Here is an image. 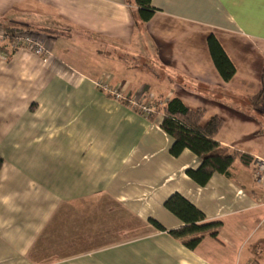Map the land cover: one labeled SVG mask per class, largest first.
<instances>
[{"label": "crops", "instance_id": "0c3cea01", "mask_svg": "<svg viewBox=\"0 0 264 264\" xmlns=\"http://www.w3.org/2000/svg\"><path fill=\"white\" fill-rule=\"evenodd\" d=\"M152 5L142 22L134 0H0V22L40 34L53 55L0 44V264H264V106L251 101L263 88L264 0ZM211 36L235 67L231 81ZM133 50L154 51L156 67L135 69ZM105 75L145 91L156 110L177 97L204 110L203 126L222 118L217 142L253 163L236 160L230 176L201 185L187 173L201 157L172 154L163 113L106 95L94 83ZM174 193L220 223L217 236L194 248L200 235L173 236L185 225L164 205Z\"/></svg>", "mask_w": 264, "mask_h": 264}, {"label": "trees", "instance_id": "16d2710c", "mask_svg": "<svg viewBox=\"0 0 264 264\" xmlns=\"http://www.w3.org/2000/svg\"><path fill=\"white\" fill-rule=\"evenodd\" d=\"M134 2L137 6L135 14L139 20L149 21L156 11L152 0H134ZM2 27L10 35L11 40L14 34L20 30L5 26L0 22V28L3 29ZM208 43L213 61L221 76L225 81H231L236 73L233 63L214 36L209 37ZM148 97L147 95V100ZM251 101L255 108L262 109L264 106V79L262 90L252 97ZM156 112L163 113L164 118L161 126L174 138L172 154L177 156L185 149H190L201 157V165L195 170L187 171L188 175L201 185L206 184L214 173L230 176V170L236 160H240L245 165L253 163L254 159L247 154L230 151L217 142L216 136L224 124L222 118L215 116L203 126L201 123L204 110H191L177 97L167 100L163 106L159 105L157 110L155 107L154 113L149 117L151 118ZM3 163L4 159L0 155V170ZM164 205L185 223L182 228L171 231L173 236L184 238L193 234L200 235L190 240L188 243L190 248H194L206 232L217 236L215 230L220 223L206 222L205 214L180 193L171 195ZM151 222L159 228H163L157 221L151 219Z\"/></svg>", "mask_w": 264, "mask_h": 264}, {"label": "built area", "instance_id": "2783aa9c", "mask_svg": "<svg viewBox=\"0 0 264 264\" xmlns=\"http://www.w3.org/2000/svg\"><path fill=\"white\" fill-rule=\"evenodd\" d=\"M7 41H11L13 48H27L44 60H48L53 56L41 35L34 31H18L11 40L6 30L0 28V44ZM4 57L7 56L4 55ZM94 83L99 89L111 95L116 100L127 101L128 105L131 106L132 104L137 106V109L141 111L143 116L149 117L155 111V105L151 99L147 100V95L143 90L130 93L121 84H113L110 75H105ZM256 167L258 171L257 181L264 184V159H258Z\"/></svg>", "mask_w": 264, "mask_h": 264}, {"label": "rangeland", "instance_id": "374dc122", "mask_svg": "<svg viewBox=\"0 0 264 264\" xmlns=\"http://www.w3.org/2000/svg\"><path fill=\"white\" fill-rule=\"evenodd\" d=\"M3 28V27H2ZM4 29V28H3ZM22 31H26L25 29L22 30ZM61 45H62V42L61 41H58L57 43H55L54 45V52L57 53L58 55H62L64 56V53H63V49L61 48ZM134 51V50H133ZM135 52V55L137 56L136 60L133 61V64L136 66L135 69L137 70H141L140 67L143 65V64H149L150 66L152 67H156V62H157V59L155 57V54H154V51H134ZM130 53L129 56H128V60L129 62H131V54L132 52H128ZM133 55V54H132ZM69 60L72 61V59L70 58ZM85 61H88V59H79V60H75L73 61L74 64L76 65H80L83 64ZM104 63H106L104 61ZM106 66V65H105ZM143 76L141 75V72H133L131 73V80L133 81H142L143 80ZM148 78V77H147ZM97 81V80H96ZM95 82V81H94ZM121 84V83H120ZM122 86H124L123 84H121ZM128 92H134V91H131V90H127ZM106 95L108 96H111L109 94H107L106 92H104ZM112 97V96H111ZM131 108H133L134 111H136L137 113L141 114V111L139 109H137V106H134L131 104L130 106ZM142 115V114H141Z\"/></svg>", "mask_w": 264, "mask_h": 264}]
</instances>
